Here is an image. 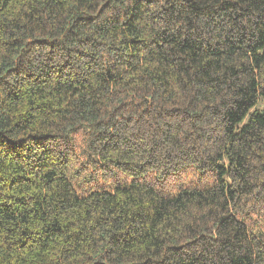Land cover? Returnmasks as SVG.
Instances as JSON below:
<instances>
[{
	"label": "trees",
	"instance_id": "trees-1",
	"mask_svg": "<svg viewBox=\"0 0 264 264\" xmlns=\"http://www.w3.org/2000/svg\"><path fill=\"white\" fill-rule=\"evenodd\" d=\"M0 264H264V0H0Z\"/></svg>",
	"mask_w": 264,
	"mask_h": 264
}]
</instances>
